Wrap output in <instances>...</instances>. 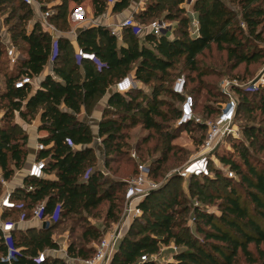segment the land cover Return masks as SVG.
I'll use <instances>...</instances> for the list:
<instances>
[{
  "label": "trees",
  "instance_id": "1",
  "mask_svg": "<svg viewBox=\"0 0 264 264\" xmlns=\"http://www.w3.org/2000/svg\"><path fill=\"white\" fill-rule=\"evenodd\" d=\"M85 1L57 2V11L50 15L49 20L57 29L69 31L67 3L81 4ZM90 1L95 16L102 15L111 4L110 0ZM131 1L116 0L113 10L122 11ZM11 2L0 0L2 5ZM183 2L147 0L144 9L134 14V20L143 27L160 16L169 23L177 21L171 36H156L147 31L137 35L131 28H124L125 43L120 45L118 35L106 26L84 28L78 35L79 47L94 53L101 66L89 59L78 61L70 40L65 36L55 40L43 29L41 21L28 28L34 9L24 0L13 8L12 12L16 13L5 19L6 24L12 18L16 19L9 29L10 38L22 55L11 63L6 45L0 41V66L5 62L1 58H7L9 63V69L4 72L0 67L5 84L0 90V197L4 194V184L14 177L16 170L24 168L29 155V136L15 120L16 114L26 123H32L38 114L41 115L38 132L39 143L44 148L38 151L36 160H45V168L42 177L27 175L23 186L12 191L11 199L17 206L5 208L2 220L17 222L22 216L30 220L33 209L42 201L46 203L45 215L52 214L60 206L59 219L50 220L42 229L18 226L11 232L14 246L20 249L12 264H81L80 260L91 258L104 233L89 223L86 216L108 202L106 223L119 220L127 182L126 179H110L108 172L113 163L128 154L130 130L141 125L153 131L143 139L142 145L154 141L144 153L148 156L159 153L150 165V176L159 183L157 178H164V172L169 168L166 163L175 151L174 141L178 136L184 131L199 133L197 141L202 145L208 129L207 121L215 119L220 112V107L197 103L201 97L206 99L213 93L204 80L207 73L199 68V56L216 45L218 50L227 53L233 69L242 64L248 67L264 58V0H194L192 11L199 20V29L194 35L190 32L191 16L181 6ZM41 6L46 9V5ZM55 41L57 50L54 55ZM51 58L53 75H46L39 88L33 91L30 84L22 88L15 86V82L25 75L39 77ZM179 64L195 73L189 75L191 87L185 78L186 90L195 99V113L199 106L205 117L201 122L177 124L182 97L174 93L172 87H165V83L171 82L173 71ZM130 72H133V79L142 85L126 93L115 90L111 93L107 106L102 110L97 134L100 157L92 128L80 114L83 110L91 113L108 88H114L117 81ZM155 81L159 84H154ZM149 88L150 93L147 91ZM233 90L241 99L238 100L235 121L240 106L250 104L248 95L251 93L257 96V105L264 113V86L252 92L243 87H234ZM162 92L171 95L178 104L174 106L163 101L160 97ZM162 106H167V109H162ZM237 127L246 135L249 145L245 139L229 136L227 143L234 139L231 151L218 157L224 166L241 177L240 183L249 187L254 209L264 220V167L260 160V165L254 163L251 151V147L257 145L258 150L264 153V126ZM138 150L142 151L140 146ZM129 155L136 166L135 176L138 173L136 160L130 152ZM211 170L214 174L211 177H189L194 179L190 191L205 204L221 201L218 203L219 215L207 211L199 203L189 205L182 194L173 189L183 178L173 174L139 202L142 214L133 219L121 237L111 264H264V225L235 194L234 177L222 175L213 164ZM220 181L225 182L229 195L224 196L216 188L214 192L207 191L206 183L216 185ZM122 188H125L123 193L120 192ZM4 217L15 219L5 220ZM190 217H194L195 230L187 224ZM75 218H80L83 225L80 233L71 227V238L74 239L67 247L69 259L47 253L45 260L38 262L39 253L59 248L52 238V230L65 219ZM170 244L178 247L173 260L159 262L153 258L161 256L162 245ZM6 253L7 246L0 230V264H8L3 260ZM142 256L147 259L142 260Z\"/></svg>",
  "mask_w": 264,
  "mask_h": 264
},
{
  "label": "rangeland",
  "instance_id": "2",
  "mask_svg": "<svg viewBox=\"0 0 264 264\" xmlns=\"http://www.w3.org/2000/svg\"><path fill=\"white\" fill-rule=\"evenodd\" d=\"M61 0H38L37 3H35V8H38L39 5L44 4L46 5L45 10H49L50 13L56 12V4L57 2H60ZM194 0H184V2L181 4L182 7H185L187 13L191 16H193L192 6ZM23 0H12L11 3H8L6 5L0 4V41L9 40L8 46H11L14 48L15 54L18 56L22 55V52L19 50L18 46H15L11 42V32L9 29L11 28V25L15 23L16 19L12 18L9 20V23L6 24L5 19L10 17L12 14H15L16 12H12L13 8L17 7L19 4H21ZM75 4L72 2L67 3L68 7V18L69 23L72 26L74 24V16L78 12L79 8H73ZM236 8H238L237 5H235ZM86 9V8H85ZM195 14V13H194ZM196 15V14H195ZM35 13L32 19L28 22V28H31L32 21L35 19ZM160 17H156L155 19H160ZM173 25L177 26V21H172ZM54 24V23H53ZM55 26V24H54ZM56 27V26H55ZM57 29V28H56ZM146 29V26L144 27ZM58 34H67L68 31H63L61 29H57ZM190 32L192 35H194V30L191 28ZM20 43V42H19ZM21 44V43H20ZM6 45V44H5ZM2 61H5L1 64V70L4 72L5 69H9V63L6 62L7 58H1ZM199 68L201 71H204L207 73V75L204 77L205 82L209 86V88L212 89L213 93L211 95H208L205 99V97H201L198 99L197 103L200 105V103H208L209 105L213 107H221V103H224L228 100V95L225 94L222 89L225 86L226 83H237L243 88H247L250 92H252V89H249L252 82L255 81L261 74V72L264 70V58L260 59L258 62H254L248 67L245 64L240 65L238 68L233 69L232 62L228 61L227 59V53L225 51H220L217 49L216 45H213L210 49L206 50L203 54L199 56V62H198ZM195 75V73L190 72L188 68L183 69L180 67V64L177 66L176 70L173 71V75L171 77L170 83H165V87L171 88L174 85L175 80L179 76H184L186 79L189 80V75ZM154 84L158 85L159 82L155 81ZM152 84V85H154ZM4 76L3 73H0V90L4 88ZM193 84L189 80L188 86L191 87ZM255 90V89H254ZM148 93H150V88L147 90ZM234 97L239 100V94L235 92L234 90H231ZM250 98V104L248 105H242L239 109V114L236 118V125L242 126V125H254V126H264V113L261 112L260 108L257 105V96L253 93L248 95ZM161 99L163 101H166L168 103L173 104L176 106L178 104L177 100L173 98L171 95L166 94L162 92ZM105 99L104 97H101ZM241 100V99H240ZM162 109H167V106H162ZM196 115L200 119L205 118L201 114L200 107H197ZM16 120V118H15ZM175 125V124H173ZM173 129V126L170 128ZM239 130V136L237 137L239 140H246V135L243 133V131ZM129 138H127L128 146L127 149L131 153L132 151H137V169L139 164H144L146 166L151 165L152 161L159 155L158 152L155 154L148 156L144 153L146 151V148L149 145H153L154 141L151 140L148 144L142 145L143 139L152 134L153 131L146 130L143 126L137 125L133 127L130 130ZM200 134L193 132L191 134L188 131L182 132L178 138L174 141L175 144V151L170 154V159L167 161L166 165L169 167L165 173L164 178H157L160 184H163V182L167 179H169L177 170L182 169L184 166H186L188 163H190L192 160H194L198 155L202 153V145L198 143L197 138H199ZM237 139V140H238ZM230 140V139H229ZM232 140L229 141L227 144L224 142L218 147L217 152H214L213 159L217 162V165H220L223 163L220 162L218 155L226 154L229 151H231L232 147ZM246 144L249 145V140H246ZM141 147L142 151L138 150V147ZM251 151L253 152V156L255 157L254 163L256 165H260L261 163L258 162V160L262 161V165L264 167V153L260 152L258 150L257 145H253L251 147ZM128 154L123 156V158L112 164L111 169H109L108 177L113 180H125L129 179L134 175V172L136 171V166L134 162L131 160V157ZM100 157H101V153ZM236 155V154H234ZM227 167V166H224ZM220 173L222 175L225 174V170H220ZM214 175V174H213ZM202 181H204L203 178H200ZM241 177L234 173V179L233 182H235V194H237L240 198V200L245 204L253 213V216L260 221L264 225V220L258 215V211L254 209V203L250 197V190L249 187H247L246 184L240 183ZM192 181L194 179H182L179 180L176 185L173 187V189L178 190L184 197V199L187 200L189 205H197L198 203L206 209L207 211L213 212L217 215L221 213L220 208L218 207V203L221 201H216V203L212 204H205L197 200V197H195L190 189H193ZM207 185V191L214 192V189L216 188L217 191H221V193L226 196L230 194V190L225 189V182L220 181L218 184L213 185L210 183H206ZM125 188L121 189V193L124 192ZM7 187L4 185L3 193H6ZM126 203V190H125V201L121 204L120 211H119V220L116 223H106L105 217L108 210V202H104L98 209L93 210L91 213L87 214L86 218L89 223L99 227L103 230L104 236L103 238L108 237L110 234L114 233L115 231L119 230L123 234L127 231L129 225L133 221L134 218L132 217H126L124 208ZM3 210L0 212V220H2V213ZM5 220L8 219H15V217H4ZM38 224V223H37ZM193 230H195V223H194V217H190L187 223ZM83 225V222H80V218L75 219H65L56 229L52 230V238L54 241H56L60 246V248L68 247L69 243L72 241L71 238V227H75L77 232L80 233L82 231L81 226ZM38 228L37 230L42 229V225L38 224L35 226ZM202 237V235H201ZM171 245V244H170ZM165 246L162 245L161 248V256L158 259L159 262H165L169 260L172 256L175 250L171 248V246ZM251 247L253 248L254 245L252 244ZM46 252L50 254V250L47 249ZM56 255L62 256L65 258H68L67 254L63 251H59ZM69 259V258H68Z\"/></svg>",
  "mask_w": 264,
  "mask_h": 264
},
{
  "label": "built area",
  "instance_id": "3",
  "mask_svg": "<svg viewBox=\"0 0 264 264\" xmlns=\"http://www.w3.org/2000/svg\"><path fill=\"white\" fill-rule=\"evenodd\" d=\"M116 0H110V3H114ZM147 1V0H145ZM30 6H34L37 0H24ZM52 13L49 10H45L41 14V24L44 30L51 33L53 38L57 40L59 34L57 32L54 24L49 20ZM121 28H131L132 31L137 35H143L145 31L153 33L156 36L161 35H172L173 24L169 23L163 19L154 20L149 26L144 29V27L138 24L133 16L127 17L119 25ZM191 28L196 34L199 29V20L197 16L193 13L191 18ZM113 34L116 33V28H111ZM57 50V42H54V55ZM7 56L9 57L11 63H14L17 59V55L14 52V48L11 46L6 47ZM53 55V57H54ZM78 61L81 59H89L95 61L98 66H101V62L97 59L94 53H88L83 51L81 48L77 52ZM53 58H51L52 62ZM33 79L30 76H23L18 81L15 82L17 88H22L27 84L32 85ZM264 86V70L261 72L256 81L252 82L249 89H257L258 87ZM136 87L134 79L131 76H125L121 78L114 86V90L119 93H126L129 90ZM234 87H240L237 83H226L222 91L228 95V100L221 103L220 112L218 116L207 121L208 129L204 141L202 143V153L198 155L194 160L184 166L182 169L177 170L179 176L183 179L189 178L191 176L198 177H211L213 176V171L211 170V164L220 170H225V174L228 177H234V172L229 167H224V165H217V162L213 159L214 152L218 147L224 142L227 144L226 138L229 136L238 137L239 128L235 124V117L237 111L238 100L234 97L231 90ZM242 87V86H241ZM173 92L182 97L179 103V116L177 119L178 125H188L190 123L201 122V119L197 117L195 113V99L192 94L188 93L186 90V80L184 76H179L172 86ZM97 141L100 139L97 137ZM44 146L38 143L36 146L37 151L43 149ZM131 156L137 161V154L135 151L131 152ZM45 160H36L29 170L28 175H33L37 177H42L44 175ZM151 168L150 165L146 166L144 164L138 165V173L129 179H126V203L124 212L126 217L135 218L142 214L141 209L138 207L139 202L147 196L151 191L157 189L160 183L153 180L150 176ZM87 176V174H86ZM32 189V187H29ZM11 191H6L3 196L0 197V212L5 208H14L17 204L11 199ZM46 203L44 201L38 203L33 209L32 219L37 220L42 227L46 226L49 221H57L60 216V206H57L53 213L50 215H45ZM27 220L22 216L17 222L14 221H3L0 220V230L3 234L5 244L7 246L6 256L3 258L8 264H12L18 255L20 249L15 247L11 232L18 227L20 223ZM122 237L121 231L117 230L110 234L108 237L103 238L97 245L94 255L91 258L80 260L81 264H111V259L114 252L117 249L118 243ZM60 246V245H59ZM175 251L178 247L174 244L170 245ZM59 251H63L67 254V248H58L50 250L51 254L56 255ZM47 252H41L37 256V261L42 262L45 260ZM154 259L158 260L160 256H154ZM142 260H146V256L141 257Z\"/></svg>",
  "mask_w": 264,
  "mask_h": 264
},
{
  "label": "crops",
  "instance_id": "4",
  "mask_svg": "<svg viewBox=\"0 0 264 264\" xmlns=\"http://www.w3.org/2000/svg\"><path fill=\"white\" fill-rule=\"evenodd\" d=\"M145 3H146L145 0H132L130 5L122 11H114L113 10L114 3H111L109 7L107 8V10L102 15H99V16H95L93 5L90 0H86L85 2L81 4L73 3L75 4L73 8H79L78 12L73 17L74 24L71 26L67 34H59V36L67 37L70 40L75 53H77L78 50L80 49L79 44H78L79 33L84 28L103 25V26L110 28V30L111 28H116L115 34L118 35V43L122 45L125 43L124 38H123L124 29L119 27L118 25L127 17H130V16L134 17V14L142 11L144 9ZM32 8L34 9V13L36 16L35 19H33L32 21V26H33L38 20L41 21V14L44 10L42 9L41 5H39L38 8H35V5H34ZM8 42L9 40L3 41V43L6 44V47L8 46ZM48 74L53 75V63L51 62V60L46 64L40 76L34 77L33 84L31 85L33 91L39 88L41 80ZM128 75L133 78V72H130ZM134 82H135L136 87H139L142 85L140 82H137L135 80ZM113 91H114L113 86L108 88L106 94L104 95L105 99L100 98L96 107L91 113L87 114L85 113V110H83V112L80 114V117L82 118V120H84L91 126L92 131L96 137L95 144H96L97 153H101V146H100V143L97 141V134H98V129H99V123L102 118V110L104 107L107 106L109 97ZM16 121L28 133L29 155H28V159H27V162L24 168L20 170H16L14 177L10 181L4 184L7 187L6 191H11V192L16 188L23 186L25 177L29 174V170L31 169L32 164L36 161V157L38 153L36 146L39 143V137H40V133L38 132V127L41 123V115L38 114L36 118L32 121V123H26L20 118L18 114H16ZM37 223L40 224L37 220L30 219L23 223H20L18 226L20 228H28V227L38 225ZM169 260H173V256Z\"/></svg>",
  "mask_w": 264,
  "mask_h": 264
},
{
  "label": "water",
  "instance_id": "5",
  "mask_svg": "<svg viewBox=\"0 0 264 264\" xmlns=\"http://www.w3.org/2000/svg\"><path fill=\"white\" fill-rule=\"evenodd\" d=\"M255 81H256V79H255ZM175 174H176V175H179V173H178V172H175ZM159 187H161V184L159 185ZM159 187H158V188H159Z\"/></svg>",
  "mask_w": 264,
  "mask_h": 264
}]
</instances>
